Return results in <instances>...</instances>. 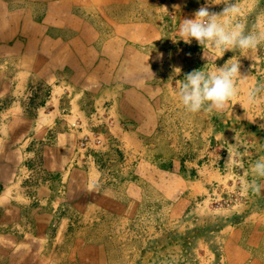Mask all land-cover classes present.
<instances>
[{"label": "crops", "instance_id": "1", "mask_svg": "<svg viewBox=\"0 0 264 264\" xmlns=\"http://www.w3.org/2000/svg\"><path fill=\"white\" fill-rule=\"evenodd\" d=\"M168 5L0 0V264L107 260L91 233L120 204L105 206L80 145L100 127L103 150L128 152L135 174L153 177L150 140L185 64L164 37Z\"/></svg>", "mask_w": 264, "mask_h": 264}, {"label": "rangeland", "instance_id": "2", "mask_svg": "<svg viewBox=\"0 0 264 264\" xmlns=\"http://www.w3.org/2000/svg\"><path fill=\"white\" fill-rule=\"evenodd\" d=\"M177 2L169 0L164 37L169 48L179 44L183 51L185 64L174 80L181 82L194 70L214 68L216 54L209 49L206 60V45L178 36L182 20L194 18L206 0H184L176 7ZM213 2L208 10L221 13L223 0ZM231 2L240 9L233 23L242 24L245 33L264 34V0ZM229 59L239 60L241 78L237 96L223 111L189 113L170 96L162 103L166 113L150 140L152 156L147 153L150 180L135 174L128 152L103 150L102 128L85 142L101 174L98 195L105 194L107 207L112 200L120 204L119 216L105 213L104 229L91 233L103 245L104 264H264V178L254 173L256 161L264 160V40L247 52L226 50L215 66ZM250 89H256L253 104L247 102Z\"/></svg>", "mask_w": 264, "mask_h": 264}, {"label": "clouds", "instance_id": "3", "mask_svg": "<svg viewBox=\"0 0 264 264\" xmlns=\"http://www.w3.org/2000/svg\"><path fill=\"white\" fill-rule=\"evenodd\" d=\"M223 2L226 5L224 10L216 14L211 13L207 7V4L214 3L213 0H206V6L196 11L194 18L183 19L178 26L179 37L185 43H191L194 39L199 45L207 46L203 48L206 60L208 57L205 53L209 49L216 54L217 59L222 57L226 50L247 52L255 49L264 40V34L245 33L242 24L233 23L232 18L239 14L240 9L231 0ZM214 61V68L211 70L202 68L187 74L175 90L177 100L187 112L197 113L204 108L220 112L237 96L236 82L241 78L239 60L229 59L221 67H216ZM180 71V68L174 69L175 74ZM247 102L256 103V89L248 91ZM254 173L257 177L264 178V160L256 161ZM252 186L254 190H260L259 184Z\"/></svg>", "mask_w": 264, "mask_h": 264}, {"label": "built area", "instance_id": "4", "mask_svg": "<svg viewBox=\"0 0 264 264\" xmlns=\"http://www.w3.org/2000/svg\"><path fill=\"white\" fill-rule=\"evenodd\" d=\"M86 140H83L82 141V143H81V145H80V148H82V149H85V145H86Z\"/></svg>", "mask_w": 264, "mask_h": 264}]
</instances>
